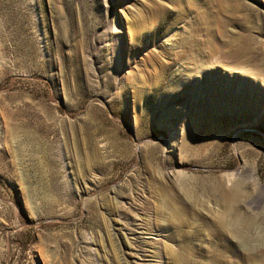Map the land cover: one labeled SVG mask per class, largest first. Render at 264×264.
I'll list each match as a JSON object with an SVG mask.
<instances>
[{"label": "rangeland", "instance_id": "374dc122", "mask_svg": "<svg viewBox=\"0 0 264 264\" xmlns=\"http://www.w3.org/2000/svg\"><path fill=\"white\" fill-rule=\"evenodd\" d=\"M0 264H264V0H0Z\"/></svg>", "mask_w": 264, "mask_h": 264}, {"label": "bare ground", "instance_id": "6f19581e", "mask_svg": "<svg viewBox=\"0 0 264 264\" xmlns=\"http://www.w3.org/2000/svg\"><path fill=\"white\" fill-rule=\"evenodd\" d=\"M218 189V188H217ZM226 192H227V190H226ZM238 193H239V191H238V189L236 190L235 188H231L230 189V191L229 192H227V193H224L223 194V199L221 200L222 202H224V204L226 205V207H227V209L229 210V216L231 217V221L230 222H233V226L235 227L234 229L236 230V232L238 231V232H240V226H242L243 225V222L241 221V219H240V217L239 216H237V215H233V213H231V212H234V209H235V207H233V203L234 202H236L237 201V198H238ZM221 201H220V203H221ZM224 204H222V206L224 205ZM224 205V206H225ZM237 206V205H236ZM226 210V209H225ZM224 211V210H223ZM238 211V210H237ZM222 215V213L220 214V216ZM218 218V217H217ZM217 218H215L216 219V221H217ZM220 218V217H219ZM229 218V217H228ZM218 221H219V219H218ZM220 221H221V223H223V224H221V225H224V223H226V222H223V220H221V218H220ZM220 221H219V223H220ZM218 223V222H217ZM246 223V222H245ZM244 223V224H245ZM249 223V222H248ZM216 224V223H215ZM226 226V225H225ZM217 227H218V225H217ZM223 228H224V226H222ZM220 227H218V229H219ZM225 229V228H224ZM228 229V228H227ZM231 229H232V227H231ZM242 230V229H241ZM218 231H220V230H218ZM222 231V230H221ZM245 231V230H244ZM230 232V231H229ZM235 232V233H236ZM246 232V231H245ZM245 232H243V234L242 235H244V233ZM219 233V232H218ZM224 233V232H223ZM241 233L242 232H240V233H238V234H240L241 235Z\"/></svg>", "mask_w": 264, "mask_h": 264}]
</instances>
